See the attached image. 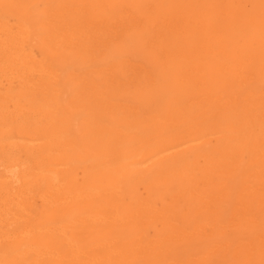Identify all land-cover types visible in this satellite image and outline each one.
Segmentation results:
<instances>
[{"label": "bare ground", "instance_id": "obj_1", "mask_svg": "<svg viewBox=\"0 0 264 264\" xmlns=\"http://www.w3.org/2000/svg\"><path fill=\"white\" fill-rule=\"evenodd\" d=\"M0 264H264V0H0Z\"/></svg>", "mask_w": 264, "mask_h": 264}]
</instances>
